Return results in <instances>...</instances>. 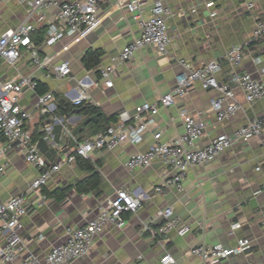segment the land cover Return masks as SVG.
<instances>
[{"label": "crops", "instance_id": "1", "mask_svg": "<svg viewBox=\"0 0 264 264\" xmlns=\"http://www.w3.org/2000/svg\"><path fill=\"white\" fill-rule=\"evenodd\" d=\"M118 1L99 0L98 26L87 37L76 40L64 38L53 46L44 42L38 45L41 56L53 57L47 69L38 68L28 55H23L13 67L0 61L1 79L32 75L37 84L44 85L48 92L66 99L73 109L65 115L77 119L73 128L88 116L82 114L66 94L79 87L80 82L89 85V98L83 104L96 107L98 117L96 122L91 121L78 133L77 142L95 134L94 125L100 117H115L106 128L121 121L131 124L132 117L144 103L159 107L155 126L144 133L139 144L122 143L114 149L92 153L88 161L100 178L96 190L88 193L76 191L74 183L89 176L77 166L76 161L52 174L42 189L43 193L45 190L50 194L48 201L21 218L23 228L20 236L26 249L40 257L45 255L51 248L65 242V228L86 225L117 189H124L143 195L141 207L135 214L124 215V228L108 227L102 235L95 237L87 257L70 264H162L160 260L165 255L173 257L174 264H263L264 130L259 138L236 143L212 162L190 168L182 183V191L171 186L163 195L151 194L154 187L173 175L160 161L133 171L127 170L124 164L131 155L150 148L155 131L161 132L162 141L178 139L184 131L179 117L181 110L188 115L201 113L199 117L206 123L204 136L196 142L198 147L206 146L215 137L230 135L239 126L264 116V99L247 103L242 89L236 84H231L232 101L240 109L231 119L222 122L217 121L216 113L209 108L219 93L204 90L198 84L172 107L160 106V98L176 86L178 75L184 71L182 62L197 67L219 61L220 69L215 76L224 84H230L233 75L243 73L264 81V38H252L255 24H264V0H146V15L151 13L156 2L171 11V16L166 19L171 38L167 52L159 54L151 46L142 48L131 61L117 65L112 87L106 88L99 80L100 68L110 64L123 47L141 34L133 15L116 8ZM210 2L212 5L209 6ZM249 4L252 6L249 7ZM30 12L28 7L19 5L16 0L3 3L0 6V34L22 23L33 22L34 13ZM43 12L46 21L53 22L58 8L53 6ZM47 22L37 25V29L47 27ZM233 46H240L245 54L237 67L223 58ZM88 49L102 52L98 66L92 70H86L81 63ZM62 62L70 64L71 75L57 80L50 71ZM70 94L77 97L75 91ZM40 95L37 90H27L19 98V105L30 115L27 127L32 133L36 129L42 132L47 121L39 113ZM77 109L79 114L74 113ZM71 150L67 148L58 154L55 161ZM3 162L6 166L0 176V202L27 194L38 174L15 151H10ZM31 198L36 201L38 194H32ZM168 206L173 209L174 219L190 226L191 230L186 235L179 236L176 230L159 232L166 221L157 217L156 213ZM236 223L239 227L231 232V226ZM148 229L157 234L152 236ZM242 238L250 239V247L243 254L218 263H206L190 253V249L198 245L220 244L232 248ZM16 263L18 260L11 264Z\"/></svg>", "mask_w": 264, "mask_h": 264}, {"label": "built area", "instance_id": "2", "mask_svg": "<svg viewBox=\"0 0 264 264\" xmlns=\"http://www.w3.org/2000/svg\"><path fill=\"white\" fill-rule=\"evenodd\" d=\"M8 0H0V6ZM146 0H119L116 8L126 10L133 15L141 30L140 37L126 45L111 59L110 64L102 66L99 70V80L106 88L112 87V78L117 65L131 61L136 53L146 46H151L159 54H165L171 42L168 34L166 19L171 11L162 6L160 2L153 5L149 15L145 13ZM28 7L34 13V21L22 23L14 29H7L0 34V61L13 67L22 58L28 55L38 68L47 69L53 61L52 56H41L39 46L33 41L32 35L37 25L46 23L44 10L57 6L58 13L53 22H47L44 43L53 46L64 38L73 40L85 38L98 26L100 11L99 0H72L57 3L54 0H16ZM212 5V2L208 3ZM249 7L252 4L248 5ZM36 13V14H35ZM252 38H264V24L256 23L252 30ZM245 54L240 46H233L224 55L225 61L233 67L240 65ZM184 71L178 75L176 86L160 98V106L172 107L176 102L186 96L196 84L204 90H215L219 96L210 103V109L216 113L218 122L231 119L240 106L232 101L233 92L231 84L238 85L249 104L264 99V81L254 79L250 74H235L230 84H224L216 79L220 69L219 61H211L201 66H192L190 63H181ZM51 74L57 80L70 77L71 68L68 62H62L51 69ZM264 72V69H263ZM50 77V74H46ZM37 82L32 75L19 76L13 79L0 78V176L3 175L6 163L3 160L10 151L17 152L25 161L37 171V177L32 181L27 194L9 197L0 202V264H70L76 260L87 257L95 237L102 235L108 227L122 229L126 225L125 214H135L141 207L144 197L141 194L117 189L114 196L102 207L96 217L82 227H67L64 231L65 242L51 248L45 255L37 256L30 253L20 236L23 228L21 218L35 212L45 205L48 196L42 189L48 184L54 172L63 166L72 164L77 158L89 160L94 151L111 150L122 143L139 144L145 132L155 126V116L159 107L155 104L144 103L132 117V123L121 121L114 126L95 133L72 148L59 160L50 164L37 148V141L32 139V132L27 124L29 113L19 105V98L23 92L35 91ZM88 84L79 83L74 88L77 97L68 92L73 105H80L88 100ZM39 113L46 119L55 118L57 103L52 92H45L38 97ZM197 115H188L181 110L179 117L183 125V134L175 141H162L160 131L152 135L153 143L146 152L131 155L125 162L127 170L147 168L155 161L163 163L173 175L161 185L154 187L151 194L163 195L168 187H175L182 191V183L190 168L212 162L220 154L228 151L236 143H246L257 139L264 130V116L254 118L244 125L236 128L230 135L213 138L206 146L198 147L196 142L205 134L206 123ZM57 118V117H56ZM66 129L65 133L69 134ZM32 194H38L33 201ZM166 223L159 232L167 233L176 230L179 236L190 232V226L173 218L172 207H165L156 213ZM239 224L231 226V232ZM155 236L156 231L148 229ZM250 239H239L232 248L216 245H198L190 249V253L206 263H218L235 255L243 254L250 247ZM162 264H174L170 255H165ZM264 264V263H263Z\"/></svg>", "mask_w": 264, "mask_h": 264}, {"label": "trees", "instance_id": "3", "mask_svg": "<svg viewBox=\"0 0 264 264\" xmlns=\"http://www.w3.org/2000/svg\"><path fill=\"white\" fill-rule=\"evenodd\" d=\"M46 33V27L42 26L38 28L35 33L32 35L33 41L40 45L43 42L44 35ZM102 56V52L100 50H93L88 49L82 59L81 63L83 67L86 70H92L95 69L100 61V58ZM36 90L39 94H43L45 92H48L47 88L44 85L37 84ZM56 103H57V109L55 112L56 117H62V115L68 114L72 111L73 106L62 96L58 94H54ZM78 108L81 109V113L86 116H93L98 113V109L96 107L90 106V105H84L83 103L80 105H77ZM44 118V117H43ZM115 117H111L109 119H103L102 117L99 118L98 123H96L94 126L96 130L95 133L100 132L106 128V125L109 124L110 121H114ZM43 132H38V130H34L32 133V139L34 141L39 140L43 136ZM82 139V138H80ZM79 139V140H80ZM76 164L78 167L82 168L84 171L89 173V176L83 180H78L74 183V187L77 192L80 193H88L91 191L96 190L100 185V178L98 175V172L93 167V165L88 161L81 158L76 159ZM69 187L63 189V193L66 192V190ZM44 193L49 196L50 194H47L44 190Z\"/></svg>", "mask_w": 264, "mask_h": 264}, {"label": "water", "instance_id": "4", "mask_svg": "<svg viewBox=\"0 0 264 264\" xmlns=\"http://www.w3.org/2000/svg\"><path fill=\"white\" fill-rule=\"evenodd\" d=\"M74 113L79 114L80 110L77 109ZM97 117L98 115L88 116L83 121H79L75 128L72 125L77 119L70 115L48 118L42 130L44 135L37 141L38 150L50 164H53L58 154L67 148L75 147L78 143L76 139L78 133L91 121L96 122ZM68 125L71 127H67ZM66 129L70 131L69 134L65 133Z\"/></svg>", "mask_w": 264, "mask_h": 264}]
</instances>
